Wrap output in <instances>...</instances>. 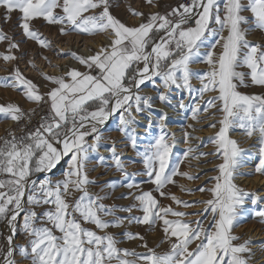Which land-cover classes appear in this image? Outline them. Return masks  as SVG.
Instances as JSON below:
<instances>
[{
    "label": "snow or ice",
    "instance_id": "1",
    "mask_svg": "<svg viewBox=\"0 0 264 264\" xmlns=\"http://www.w3.org/2000/svg\"><path fill=\"white\" fill-rule=\"evenodd\" d=\"M147 3L153 4V0ZM110 6L111 0H0V7L6 10L5 19L18 11L24 37L43 48L51 47V41L34 28L33 21L37 19L58 26L62 35L74 31L89 35L107 33L111 37V43L93 55L70 53L86 71L70 68L62 76L44 74V79L55 85L47 93H41L39 86L18 67L9 77L0 78V87L19 90L27 101L37 105L48 103L50 107L48 116L34 131L23 137L12 135L0 144V174L9 177L0 179V220H5L11 231L4 264H16L14 236L21 214L28 244L20 252L30 264H249L250 242L237 244L235 241L240 238L233 234L240 208L249 195L235 183L242 175L239 170L246 150L231 133L239 129L249 139L257 136L260 159L256 172L264 174V95L239 91L249 85L264 87V44L248 39L253 30L264 32V0H190L166 14H151L138 26L121 22L111 14ZM129 11L134 16H144L135 9ZM5 40L9 42L8 53H0V58L5 63L17 60L13 50L19 44L0 30V42ZM29 63L35 67L32 61ZM194 64H206L208 70L201 73L192 67ZM241 68L248 71H240ZM157 78L163 88L158 93L161 103L176 107L170 98L175 87L198 95L199 102L191 108L193 120L201 110L207 113L217 109L221 114L219 128L210 138L215 151L200 153L222 160L216 165L219 174L211 177L215 181L213 187L199 189L212 194L211 199L199 201L205 205L203 212L212 217L210 227H205L200 219L185 220L187 212L162 205L152 191L130 194L137 203L120 210L132 213L136 209L142 215L128 217L116 216L114 208L102 203L105 196L89 191V185L95 183L87 170L89 152L97 151L103 139L98 126L119 114V131L135 148L133 109L142 113L153 107V98L142 95L139 89L146 81L155 83ZM194 79L199 81V88L194 87ZM209 92L216 95L205 100V93ZM201 103L206 105L203 109ZM93 104L95 108L89 110ZM178 107L186 109L188 105L181 100ZM0 117L18 123L29 118L30 113L18 104L7 103L0 104ZM166 119L167 113H162L161 135L140 153L145 175L161 197L189 208L192 205L187 201L165 191L168 185L176 183V176L198 178L181 172L179 163L170 167L175 145L169 143L170 138L163 132ZM210 126L217 128V123ZM89 136L94 137L92 143H88ZM111 151L117 170L128 176L114 145ZM190 152L191 148L185 152V159ZM69 156L62 179H31L34 173L52 172ZM126 187L139 189L135 183ZM180 187L185 190L183 185ZM75 193L80 195L73 199ZM44 206L48 207L43 212L37 211ZM256 215L264 218V211ZM125 222L149 229L161 226L164 236L160 243H167L168 250L158 252L148 246L143 235L130 232L124 233L126 238L142 241L146 252L121 249L117 238L107 229L123 227ZM82 224H92L104 234ZM193 243L195 248H191Z\"/></svg>",
    "mask_w": 264,
    "mask_h": 264
},
{
    "label": "rangeland",
    "instance_id": "2",
    "mask_svg": "<svg viewBox=\"0 0 264 264\" xmlns=\"http://www.w3.org/2000/svg\"><path fill=\"white\" fill-rule=\"evenodd\" d=\"M175 4L179 5L180 0H153V4L147 3V0H111V6L109 10L113 16H115L116 18L121 20V22L125 23L128 26L127 24L128 21L126 20L129 19L131 16L136 17L132 15V13L129 11L130 8L135 9L137 12L143 13L144 14L143 17L144 19H146L148 16H150L153 13L158 12L160 14H166L167 12L170 11L171 6ZM95 11L98 12L99 9ZM5 15H6V10L3 7H0V30H2L14 42L19 44V48L16 50H13V54L18 57L17 60L5 63L3 59L0 58V78L9 77L12 71L14 70V68L16 67H18L21 71L22 69L21 68L22 66L20 64L21 61H26L28 63L29 61L35 62V56L37 57L40 55L44 58L46 57L49 58V53H50L49 47L43 48L36 41L30 40L24 37L22 33V29L19 27V24L21 23L20 21L21 14L18 11H14L13 13H11V18L8 20L5 19ZM245 15L250 16V13L246 12ZM33 26L36 30H38L42 34L43 38H47L49 41H51V39H54V38L56 39L60 38L62 40H65L69 37H74V36L93 38L96 35H101V37L102 36L103 37L102 38L98 37L99 38V39L97 38L98 41H94V40L92 41V43H95V45L99 47L97 49L95 48L96 51H98V49H100L102 46H106L108 40L110 41V39H108L109 34L107 33L89 35L86 33L77 34L76 32L73 31V32H69L67 35H62L58 31V26L49 25L42 19H37L33 21ZM213 26L215 27V25ZM226 34L227 33H225V35ZM248 39L255 43L264 44V32L259 31V30H253L249 33ZM8 43L9 42L7 40L0 42V53H4V54L8 53ZM51 44H52V41H51ZM92 46L93 45L90 44L91 49H94L93 48L94 46L93 47ZM219 50L220 49L217 48V52ZM200 65L202 67L198 70L199 72L203 73L208 70V66L206 64H200ZM240 71L246 72L248 70L246 68H241ZM93 74H95V72ZM26 77L32 80L35 84L39 86V90L41 93H47L52 87H55V85H53L51 82L44 79V76L42 77L26 76ZM155 81H160V80L157 78ZM0 83H3L2 79H0ZM42 84L46 85L45 88L41 87ZM174 88L175 87H173V89ZM239 91L245 94H248V95H264V87L255 86V85H249L248 87H241L239 88ZM214 95H216V93L210 94L208 97L210 98L211 96H214ZM180 96H181V100H184L185 95L182 93ZM191 99L193 100L188 103L190 104L192 102L190 104V107H192L193 104H196L198 102L197 96H194ZM7 103L18 104L21 108H30L31 106L34 105V103L29 102L25 99L21 91L14 90L10 87H0V104H7ZM205 106H206L205 104H202L201 108L203 109V107ZM49 111H50V107L48 104V111H47L46 116H48ZM212 113H215V115H212ZM184 114H185V117H183V122H181L183 126L181 131L183 133V136H185L186 138H190V135L188 134L187 131L185 132V129L186 128L188 129L189 125H191V121L188 122L189 118L190 119L192 118L191 108L187 112H184ZM211 116H213V118H211ZM208 118H211V119H208ZM220 118H221V114L219 113L217 109H209V112L207 113L201 110V112L198 114V118L196 119L197 123H195L196 125L199 123L198 126H196V128L198 131L202 132V133H199V136H200V138H198L199 142L195 141L191 143L190 145L189 143H187V145L183 147L179 146L178 142H176L175 139L170 137L169 133H167L165 130L163 131L167 133L168 137L170 138L169 143L174 142V145H175L172 149V156H171L172 163L170 167H174L176 163H179L181 172H187L194 177H198L197 179L190 180V179H187L186 177L176 176L174 177L176 183L168 185L165 191H170L171 193H174L181 200L187 201L189 204L192 205V207H189V208H184L182 205L178 206L180 208L177 210L185 211L188 213V215L184 217L185 220L195 221L197 219H200L202 223H204L205 227H210L209 221H211V219L208 218L209 217L208 213L203 212L205 205L203 203H199V201H206L208 199H211L212 194L207 191L200 192L199 189L201 187H205V188L213 187V185L215 184V181L212 180L211 177L217 176L219 174L216 168V165L220 164L222 160L217 158V156L215 155L201 156L200 153H213L215 151V146L212 144L210 138L214 137L215 132L218 130L219 128L218 121ZM6 122L10 123V119H4L0 117L1 124L2 123L6 124ZM212 123H217V128H212L210 126ZM7 128H5L4 134L6 133ZM146 128L149 130L148 134L150 135L146 134L144 135L146 137H144V139H141V141H143L145 146L141 147L142 145L139 146L140 143H136V147L135 148L132 147L133 155L131 156V161L133 162V168L127 170L128 176H125L121 171L116 169L115 164L112 160V153L110 156L111 162H107L108 164L105 162V160H103V158H101V160L105 162L104 164H106L107 167L111 165V168H113L115 172L117 171L116 172L117 176H114L112 178L110 177L107 180V183L108 184L110 183L109 184L110 188L113 186L117 188L116 190H120L122 192H120V194H118L115 197V201L113 203L111 204L106 203L108 201H105L104 203H106L109 207L114 208L115 215L118 217H128L129 215H132V216L142 215V213L136 209H134L132 213H128L127 211L120 210V209L127 208L133 205L134 203H137L132 199V196L130 194H139L140 191H152L153 195L156 196V198L164 206L171 205L173 207V204H174L170 199L161 197L158 192L154 191L155 186L149 181V178L145 175L143 157L140 155V153H144L146 149H148L150 145H153L155 143V140L161 135V129H158L157 125L151 124V127L148 126ZM103 131H105V127H99L100 134ZM114 131L120 132L119 128H115ZM186 133L188 134L187 136H186ZM236 134H238L237 137L239 139L248 138L239 129L231 133L232 138ZM122 135L124 134L122 133ZM2 136L0 137V139L2 138ZM91 139H94V137L93 136L87 137L88 141ZM187 140L189 142V139ZM250 140H251V143L257 144V147L259 146L257 136L254 135L251 139H249V142ZM126 141H127L128 146H130L131 145L130 140L128 139ZM105 142H108V143H105ZM100 143L101 145L105 147L111 148L112 142L108 140L102 139ZM189 148L192 149V152H190L188 154L187 159H185L184 154L185 152L188 151ZM69 159H70V156L65 157L60 162V164L57 165L55 169H53L52 172L40 173L31 179L36 180V181L43 180L46 177L47 178L50 177L49 179L53 181L62 179L63 172L66 171L68 168ZM259 159L260 157L257 154L255 157L256 162L254 165V173H252L249 176H245V175L244 176L247 177L248 179H252L254 176H258L261 179L262 183H259L257 185H253L251 183H249L248 185L243 184V183L237 184L241 188H243L246 192H248L249 195L245 198V203L240 208V215L236 222V226L233 229V234L240 238L239 240L235 241V243L240 244V243H243L244 241H249L250 248L253 247V245L256 246L254 249H251L252 250L251 252H254L255 250H257V253H259L257 257H254L253 254L251 253V259H250L249 264H258V262L260 261L259 258L260 257L264 258V218L256 215L257 212L264 211V194L261 195L262 193H264V174L256 172V168L259 165ZM128 183H135L139 185V189L137 188L129 189L128 187H126ZM181 185L184 186V189H185L184 191L181 190V187H180ZM188 189H191L192 191L189 192L187 191ZM109 190L110 189H108V191ZM79 195L80 193H75L73 196V199L78 197ZM253 200H255L256 202L253 203ZM46 207L48 206L38 208L37 211L43 212ZM197 213H201L203 214V216H200V215L198 216L196 215ZM105 219L112 220L114 219V217H105ZM5 222L6 221L3 220L2 224L0 225V261L4 258V253L7 250L6 232L4 231ZM22 224H23V214H21V217H19L18 221L16 222L17 234L14 236V241L17 240L18 238H27L25 233L23 232ZM131 224L136 229V232L132 229H130L129 232L130 233H140L141 235H143L149 247L156 248L158 252H161V251L166 252L168 250L169 245L167 243L165 246V250H161L159 249V247L157 249L156 245H152V241L148 237V234L154 235L155 237L158 238V242H161L164 236L161 230V226L157 225L156 227L149 229L148 226L146 225H141V224H136V223H131ZM82 226L95 230L100 235L104 234L103 232H100L98 229H95V226L92 224H82ZM129 226L130 225L127 222H125L123 227H120V228L112 227V228L107 229V231L112 233L116 238L121 239V242L124 243L123 244L124 246L123 245L119 246L121 249H129V250L134 249L137 253L146 252V249L142 247V244H143L142 241L138 239L129 240L124 235V233L127 232ZM239 226L241 228L243 227L242 230L246 234H243V233L240 234L241 232L237 233L235 229H237ZM249 230H256V231L258 230V233L261 237L259 236L258 240L252 239L250 237V234L247 232ZM55 234L58 236L60 235L59 232H56ZM195 247H196V243H193L191 245V248H195ZM245 255H248V254H245ZM261 264H264V262H261Z\"/></svg>",
    "mask_w": 264,
    "mask_h": 264
},
{
    "label": "bare ground",
    "instance_id": "3",
    "mask_svg": "<svg viewBox=\"0 0 264 264\" xmlns=\"http://www.w3.org/2000/svg\"><path fill=\"white\" fill-rule=\"evenodd\" d=\"M143 19H144V17L141 18V17H137V16L136 17L131 16L126 21H128L127 22L128 26H138V24L141 23L143 21ZM98 37H101V35H96L93 38L74 36V37H69L65 40H62L60 38L51 39L52 44H51V47H49V50H50L49 58L46 57L47 59H45L44 57H42L40 55L37 57L35 56V62H33L35 64V67H33L32 64H30L26 61H21V63H20L22 66L21 71L24 75L29 76V77H42V76H44V74H47L49 76H62L70 68H77L82 72L86 71L85 67L80 65L70 55V53L75 52L76 54H78L80 56H84V57L95 54L97 52L95 50V48L97 49L99 47L96 46L95 43H92V41L93 40L98 41V39H99ZM108 39H110V41L108 40L107 45H109L111 43V37L109 35H108ZM102 42H103V40H102ZM90 44H92L94 46V47L92 46L94 49H91ZM141 67H142V65H141ZM192 67L198 71L202 66L200 64H194ZM192 83H193L194 87L199 88L200 85H199L198 80L194 79L192 81ZM45 86L46 85H44V84L41 85L42 88H45ZM158 90L163 91L161 81H155V83H153L152 81H146V83L141 86V89H139V91L142 95H148V96H151L153 98V107H152V109H146L142 113H136L135 110L133 109L132 114L135 117L136 123L131 127L135 128L134 135L136 137V143H140L139 146L142 145L141 147L145 146V144L143 143V141H141V139H144V137H146L144 135H146V134L150 135V134H148L149 130L146 128L149 126V124L157 125L158 129H161L159 125H160V116L162 113H167V119L164 121L166 126L163 129V131L165 130L167 133H169L170 137L175 139V141L178 142L179 146L183 147V146L187 145V143H189V145H190L191 143H193L195 141L199 142L198 141V138H200L199 133H202V132L198 131L196 128V126H198V124H199V123L197 125L195 124V123H197V120L195 121L192 118L191 119L189 118L188 122L191 121V127H189L188 129L186 128L185 132L186 131L188 132V134L190 135V138H186L185 136H183V133L181 131L183 128L181 122H183V117H185L184 112H187L188 110H190V108H192L195 105V104H193V106L190 107V104L192 102L190 104H188V103L193 100V99H191L192 97L197 96V98H198V95L196 93L190 94L189 92H187L186 90H183V89L174 88L171 90L170 98H171L172 104L176 105V107H170V106L163 104L159 101L158 93L160 91H158ZM182 93L185 95L183 102L185 104L187 102L186 105H188V108H186V109H180L178 107V103L181 101L180 95ZM210 94H213V93L212 92L205 93V100L209 99L208 96ZM190 95H191V97H190ZM198 102H199V98H198ZM202 104H204V103H201V105ZM211 118H213V116H211ZM211 118H208V119H211ZM11 122L12 121L10 120V123ZM10 123H8V122H6V124L0 123V137L4 134L5 128H7V127L9 128ZM7 124H9V125H7ZM98 127H105V131H103L101 133L102 137L104 140H108V141L112 142V144L109 143V144H111V148H108V147L101 145V143H100V147L98 148L97 151H94V152L90 151L89 152V160L87 162L88 175H89L91 180L95 181L94 184L89 185V191L91 193H94V194H99L101 196H105V199L102 201V203H104L105 201H108L106 203L111 204L115 201V197L118 194H120V192H122V191L116 190L117 188L113 187L112 185H111L112 187L110 188V185H109L110 183L108 184L107 180L110 177L112 178L114 176H117L116 175L117 171L115 172L113 170V168H111V165L109 167H107V165L104 163L105 162L106 163L111 162V159H110V156L112 153L111 149L114 145L117 154L120 155L121 160L123 161L125 170L127 171V170L133 168V162L131 161V156L133 155L132 145L128 146L127 141H126V140H128V137H125L124 135H122L121 131L120 132L114 131L115 128L120 129V127H121L120 122H119V114H113V116H111L109 118V120L105 122L104 125H101ZM8 128H7V130H8ZM129 131L131 132V128L129 129ZM237 136H238V134L234 135L233 138H235L238 142H240V146L242 148H244L246 150V152H245V155H244L243 160H242L243 166L239 170L242 173V175H240L236 178L235 183L236 184L243 183L246 185H248L249 183H251L253 185H257L259 183H262L261 179L258 176H254L252 179H248L247 177H245V176H249L252 173H254V165L256 162L255 157L258 154V147L259 146L257 147V144L251 143V140L249 142V138L239 139ZM187 139H189V142ZM92 141H93V139L89 140L88 143H92ZM105 143H108V142H105ZM101 158H103V160H105V162L102 161ZM108 189H110V190L108 191ZM263 194L264 193H262L261 195H263ZM106 203H104V204L107 205ZM173 208L179 209L180 207H178L176 204H173ZM200 216H203V214ZM243 217H244V215H243ZM208 218L212 219L211 215H209ZM18 219H19V217H18ZM18 219H17V221H18ZM129 225L130 226H129L127 232H129L130 229H132L136 232V229L134 228V226L132 224H129ZM242 228L239 226L235 230L237 231V233L241 232L240 234H242V233L246 234V233H244ZM4 231L6 232V239H7V237L9 235H11V231L7 225V222H5V224H4ZM247 232L250 234V237L252 239H255V240L259 239L260 235L258 233V230L257 231L256 230H249ZM260 234H262V233H260ZM148 237L152 241V245H156V247L158 244L160 245V242H158L157 237H155L154 235H149V234H148ZM117 240L119 241L118 247L122 246L124 244L123 242H121V239L117 238ZM27 244H28V237L27 238H18L17 240L14 241V247L16 250H15L13 259L15 260L16 264H30V261L24 259L22 253L20 252V248L26 246ZM165 246H166V243L161 244L159 246V249L165 250ZM7 247H8V244H7ZM255 247L256 246L253 245V247H251V249H254ZM251 253L253 254L254 257H257L259 254V253H257V250H255L254 252H251ZM259 259H260V261L258 262V264L259 263L261 264V262H264V258L260 257ZM0 264H4V258L0 261Z\"/></svg>",
    "mask_w": 264,
    "mask_h": 264
},
{
    "label": "built area",
    "instance_id": "4",
    "mask_svg": "<svg viewBox=\"0 0 264 264\" xmlns=\"http://www.w3.org/2000/svg\"><path fill=\"white\" fill-rule=\"evenodd\" d=\"M190 0H180L181 3H189ZM26 113H30V117L21 120L20 122H11L8 130L0 139V144L6 139H11L12 135L16 137H23L27 133L34 131L39 127L42 119L46 116L48 111V103L34 104L30 108H22Z\"/></svg>",
    "mask_w": 264,
    "mask_h": 264
},
{
    "label": "crops",
    "instance_id": "5",
    "mask_svg": "<svg viewBox=\"0 0 264 264\" xmlns=\"http://www.w3.org/2000/svg\"><path fill=\"white\" fill-rule=\"evenodd\" d=\"M177 6H178V5H176V4H175V5H172L171 8H170V10H171L172 8L177 7ZM191 25H194V21H193V22H190V26H191ZM160 35H163V33L160 34ZM6 177L9 178V177L7 176V174H0V179H5Z\"/></svg>",
    "mask_w": 264,
    "mask_h": 264
},
{
    "label": "trees",
    "instance_id": "6",
    "mask_svg": "<svg viewBox=\"0 0 264 264\" xmlns=\"http://www.w3.org/2000/svg\"><path fill=\"white\" fill-rule=\"evenodd\" d=\"M160 34H162V33H160ZM95 106L96 105H90L89 106V110H92V109H94L95 108ZM38 174H40V173H34L33 175H32V177L31 178H33V177H35V176H37ZM6 179H8L7 177L4 179V180H6ZM2 222H3V220H0V225L2 224Z\"/></svg>",
    "mask_w": 264,
    "mask_h": 264
}]
</instances>
